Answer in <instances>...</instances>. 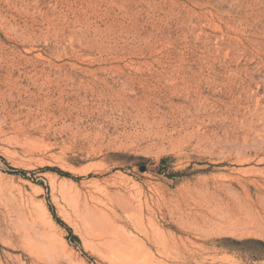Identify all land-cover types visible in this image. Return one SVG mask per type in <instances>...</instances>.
<instances>
[{"label": "rangeland", "instance_id": "374dc122", "mask_svg": "<svg viewBox=\"0 0 264 264\" xmlns=\"http://www.w3.org/2000/svg\"><path fill=\"white\" fill-rule=\"evenodd\" d=\"M0 264H264V0H0Z\"/></svg>", "mask_w": 264, "mask_h": 264}, {"label": "bare ground", "instance_id": "6f19581e", "mask_svg": "<svg viewBox=\"0 0 264 264\" xmlns=\"http://www.w3.org/2000/svg\"><path fill=\"white\" fill-rule=\"evenodd\" d=\"M81 225L87 242H91L92 237L100 236L101 238L102 234L107 233L114 227L111 217L100 206H90L86 216L81 220Z\"/></svg>", "mask_w": 264, "mask_h": 264}, {"label": "water", "instance_id": "95a60500", "mask_svg": "<svg viewBox=\"0 0 264 264\" xmlns=\"http://www.w3.org/2000/svg\"><path fill=\"white\" fill-rule=\"evenodd\" d=\"M142 170H145V166H142V168H141Z\"/></svg>", "mask_w": 264, "mask_h": 264}]
</instances>
